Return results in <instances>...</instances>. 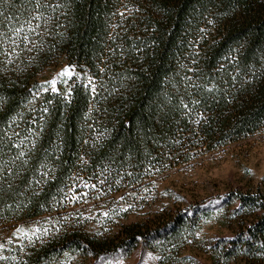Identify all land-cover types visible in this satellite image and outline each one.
I'll return each instance as SVG.
<instances>
[{"label":"trees","instance_id":"trees-1","mask_svg":"<svg viewBox=\"0 0 264 264\" xmlns=\"http://www.w3.org/2000/svg\"><path fill=\"white\" fill-rule=\"evenodd\" d=\"M0 13V229L49 221L0 264L139 247L175 264L205 208L96 236L73 194L87 183L138 193L264 130V0H0ZM60 59L78 73L69 93L42 92L39 74ZM225 203L247 214L224 244L226 261L264 252V187Z\"/></svg>","mask_w":264,"mask_h":264},{"label":"rangeland","instance_id":"rangeland-1","mask_svg":"<svg viewBox=\"0 0 264 264\" xmlns=\"http://www.w3.org/2000/svg\"><path fill=\"white\" fill-rule=\"evenodd\" d=\"M65 69L71 73L70 77L61 75ZM77 75L73 65L60 59L39 74V88L42 92L67 95ZM51 81L56 82L55 91ZM99 186L83 184L82 191L73 194L83 203L79 222L91 235L113 236L124 225L143 222L172 208H205L194 232L183 237L175 264H247L253 258L252 263L264 264V252L253 251L251 259L238 255L227 261L222 253L225 242L234 237L236 227L247 217L233 211L235 204L222 205L225 198L232 192L264 187V130L224 150L192 159L138 193ZM73 209L71 206L69 210ZM48 224L49 221L39 220L0 229V257L42 238L49 231ZM54 224L59 226L57 221ZM158 259L157 253L139 247L130 255L95 260L65 253L53 264H155Z\"/></svg>","mask_w":264,"mask_h":264},{"label":"snow or ice","instance_id":"snow-or-ice-1","mask_svg":"<svg viewBox=\"0 0 264 264\" xmlns=\"http://www.w3.org/2000/svg\"><path fill=\"white\" fill-rule=\"evenodd\" d=\"M0 15H2V13H0ZM61 75H62V76H69V77H70V76H71V73H70L67 69H65V71L62 72ZM50 83H51V85L53 86V87H52V90L55 91L56 89H55L54 85H55L56 82H55V81H51ZM93 91H94V89H93ZM18 231H19V230H18ZM35 231H36V232H39L40 229H36ZM25 235H26V233H25ZM37 238H39V237H37Z\"/></svg>","mask_w":264,"mask_h":264}]
</instances>
